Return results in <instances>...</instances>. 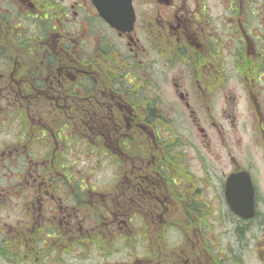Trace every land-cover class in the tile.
Masks as SVG:
<instances>
[{
	"label": "flooded vegetation",
	"instance_id": "af4514ba",
	"mask_svg": "<svg viewBox=\"0 0 264 264\" xmlns=\"http://www.w3.org/2000/svg\"><path fill=\"white\" fill-rule=\"evenodd\" d=\"M0 264H264V0H0Z\"/></svg>",
	"mask_w": 264,
	"mask_h": 264
}]
</instances>
